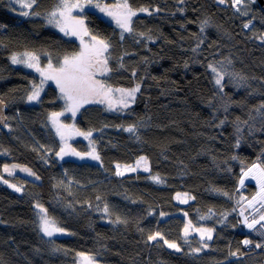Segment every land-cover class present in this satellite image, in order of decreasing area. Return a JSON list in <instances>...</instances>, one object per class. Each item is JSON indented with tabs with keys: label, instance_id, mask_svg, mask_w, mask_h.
<instances>
[{
	"label": "trees",
	"instance_id": "trees-1",
	"mask_svg": "<svg viewBox=\"0 0 264 264\" xmlns=\"http://www.w3.org/2000/svg\"><path fill=\"white\" fill-rule=\"evenodd\" d=\"M8 2L0 0V99L9 106L0 128V174L5 164L18 163L35 177L2 174L21 191L0 182V264H77L80 253L100 264L263 262L264 247H255L264 245L263 237L246 230L236 210L256 192L254 183L240 185L245 169L264 168V109L256 111L264 104V9L258 0L238 10L232 0H128L134 10L152 14L138 12L134 31L123 39L121 29L88 4L79 10L90 34L111 45V71L97 77L112 87L140 85L122 111L91 103L62 117L64 125L92 132L71 148L87 153L91 144L99 161L56 155L60 141L49 123L52 113L65 109L59 88L48 83L40 99L29 102L40 78L10 60L29 52L43 66L49 57L60 65L80 51L78 40L47 23L56 0H37L24 17ZM209 64L225 73L222 89ZM129 126L135 131H125ZM142 156L148 172L115 174L116 164L131 165ZM178 193L194 199L180 203ZM37 204L63 233L47 237L40 231ZM189 221L213 229V238H185ZM156 232L163 239L149 241Z\"/></svg>",
	"mask_w": 264,
	"mask_h": 264
},
{
	"label": "snow or ice",
	"instance_id": "snow-or-ice-1",
	"mask_svg": "<svg viewBox=\"0 0 264 264\" xmlns=\"http://www.w3.org/2000/svg\"><path fill=\"white\" fill-rule=\"evenodd\" d=\"M17 2H21V0H17ZM37 0H25L22 3V7L31 9L34 4H36ZM183 3V0H180ZM220 4H224L226 0H218ZM92 0H85L84 3H81L80 0H56L55 7L51 12L48 13L47 23L51 24L57 28L65 35L68 36H76L79 37L81 42V50L78 53H73L71 55H65L63 60L60 62V66L54 67L51 58L49 57V63L46 68H42L40 66V57L35 55L34 53L25 52L23 54L17 55L13 54L10 57L11 63L13 65H24L27 68L34 69L36 72L40 74V83L32 84V90L30 94L27 96V100L38 101L40 99V93L43 91L44 84L51 80L56 83V86L59 88L61 97L65 100L66 108L65 111L71 112L73 117L76 112L79 111L81 107L85 104L98 102L100 104H107L108 110L117 109V105H120V108L117 110L122 111L129 107V104L135 101L136 93L140 90V85L137 84L134 88L131 89H121V88H112L106 86L104 83L96 79L97 72L100 73H108L111 69L108 67V59L109 57L106 53L109 52L111 45L105 40L98 39L96 36H91V43H85L84 37L90 36V32L86 26L85 20L83 18H78L73 15L74 10L83 11L86 4H91ZM234 6L239 5L241 0H232ZM94 7L99 8L102 13H105L108 17H111L117 27L121 29V39L124 38V33H132L134 31L132 27L133 17L137 16L138 12L148 13L151 15L152 13L147 8H140L134 10L128 0H118V2L114 5H101L96 3ZM159 11V9H157ZM30 13L24 12L23 15L27 16ZM33 15H39V13H31ZM204 23H207L205 21ZM251 23V22H249ZM245 28L249 27V24L244 25ZM201 31H203V27H201ZM140 35H144L141 33ZM231 63V61H229ZM123 67V64L120 65ZM208 67L211 69L212 73L215 74V84L223 88L222 80L224 78L225 73L221 72L216 66L209 64ZM135 75V73H133ZM231 75V74H229ZM119 93L118 98H114V94ZM3 100H0V104H3ZM261 109H264V104H261L259 108L256 109L257 112H261ZM63 115V113H52L51 121L53 126L56 129L57 135L60 136L62 142H65L68 137L71 135H79L84 136L85 138H89L92 135V132L89 131L87 133L80 132L76 130L74 126L64 125L59 122V117ZM261 115L264 116V112H261ZM224 121H221L223 124ZM247 124V121H244ZM125 131L134 132L135 126H129ZM239 132V127L237 128ZM239 146V142L237 143ZM91 151L85 154L76 152L75 149H71L70 146L61 147L60 151L56 153L57 156L63 158L65 155H75L83 158L84 155L90 156L92 159L99 161L100 156L96 152L94 146L90 144ZM235 159V157H233ZM140 161H145L146 158L141 157L139 161H137L136 167L125 166L123 170H121V166L119 164L116 165L117 176H123L125 171H136V168L140 166ZM16 165H13L10 168L8 165L4 166V172L12 174V169L16 168ZM22 171L28 172L31 175L35 176V173L31 172V169L22 168ZM145 171H148V168L145 167ZM245 176H251L256 180V183L259 185L260 191L252 198L251 201L248 202L249 207H253L254 203L257 201L261 202V207H264V168L260 167L258 164H253L251 168L248 169L247 172L244 173ZM39 179V177H36ZM2 179V177H0ZM152 179L156 183H162L163 181L159 176H154ZM4 183H8L7 180L3 181ZM241 184L244 183V180L241 179ZM15 189V191L20 192L21 188L16 185H9ZM223 195L227 196L228 193L224 192ZM194 199V197H189ZM97 199H100L97 197ZM177 199H180L179 194L177 195ZM183 203H187V199L182 200ZM39 209L37 213L39 217V229L40 231L47 237H52L56 233H63L65 230L61 227L57 226V222L54 218L48 215L47 209L42 205L37 204L35 206ZM108 206L105 205L103 211L105 213L108 212ZM211 212V209H209ZM165 215L161 213V216ZM187 215V213H185ZM243 215V213H241ZM201 220L205 219V217H200ZM116 222H122L117 218ZM244 224L249 229H255L259 224L262 228H264V214L260 215L259 220L253 219L250 223L248 222V218L245 217ZM190 230L196 231L200 234L201 241H204L205 238L207 240H211L213 238L212 233L213 229L211 228H193L192 222L189 221L184 227V237L187 238ZM158 238L163 239L162 234L160 232H156L153 235L148 236L149 241H155ZM164 244L167 245L170 249H175L176 251H180L179 245L175 242H169L168 240L163 241ZM244 244H251L252 242L249 240H244ZM204 248H207L208 245L205 243L203 245ZM256 248L264 247L262 244H256ZM193 252H200V248H196L192 250ZM83 256V254H79ZM231 255L235 256L236 253H231ZM84 264H93V260L91 257H84Z\"/></svg>",
	"mask_w": 264,
	"mask_h": 264
},
{
	"label": "rangeland",
	"instance_id": "rangeland-1",
	"mask_svg": "<svg viewBox=\"0 0 264 264\" xmlns=\"http://www.w3.org/2000/svg\"><path fill=\"white\" fill-rule=\"evenodd\" d=\"M8 1H9V2H8L9 4H11L12 6L16 7V9H18V12L12 10V12H13L15 15H18V16H20V17H24L25 15H23V13H24V12H29V11H28V10H29L28 8H24V7H22V3L25 2V0H21V2H17V0H8ZM256 1H257V0H241V3H240L239 5H236L235 8H236L237 10H238V9H245V8H248V7L252 6V5H254ZM80 2H81V3H84L85 0H80ZM117 2H118V0H92V3H91V4H88L87 8H88V7H89V8L91 7L90 9L95 10V11H97V12H100V13L102 14V16H103L105 19H107L108 21H110L111 23H114V24L116 25L115 21H114L111 17H108L105 13H102V12L99 10V8L94 7V5H95L96 3H99V4H101L102 6H103V5H114V4H116ZM86 5H87V4H86ZM78 13H79V10H78V9L73 11V15H74V16H76V17H78V18H81V17L78 15ZM248 24H249V23H248ZM249 26H250V24H249ZM67 36H68V35H67ZM91 36H92V35H90V36H85V37H84V41H85V43H91ZM69 37L74 38L75 40H78V41H79V44H80V50H81V42H80L79 37H76V36H69ZM20 54H23V53H20ZM20 54H17V55H20ZM23 66H24V65H23ZM40 66H41L42 68H46V66H43L41 63H40ZM53 66L58 68L60 65H59V64H58V65L53 64ZM24 67H25V66H24ZM25 68H27V67H25ZM28 69H30V68H28ZM30 70L33 71V72H35V74L41 79L40 74H39L38 72H36L34 69H30ZM219 70H220V69H219ZM211 72H212V71H211ZM98 73H99V72H97V74H98ZM97 74H96V79L102 82V80H100V79L97 77ZM212 76H213V80H214V82H215V74L212 73ZM223 79H224V78H223ZM51 82L55 83L54 81H51V80L47 81V82L44 84V86H43V91H44L46 85H47L48 83H51ZM102 83H104V82H102ZM38 84H39V83H38ZM55 84H56V83H55ZM104 84H105L106 86L112 87V86H110V85H108V84H106V83H104ZM222 84H223V80H222ZM134 87H135V86H134ZM134 87H130V88H127V87H126V88H123V87H112V88L131 89V88H134ZM217 87L220 88V86H218V85H217ZM43 91H42V92H43ZM42 92H41V93H42ZM41 93H40V94H41ZM59 93H60V91H59ZM136 94H137V93H136ZM118 97H119V93H115V94H114V98H118ZM60 98L62 99V101H63L64 104H65V100L61 97V94H60ZM31 102H32V101H31ZM89 104H91V103H89ZM93 104H100V103L95 102V103H93ZM130 104H131V103H130ZM85 105H87V104H85ZM101 105H104V106L107 107V104H101ZM65 108H66V104H65ZM107 108H108V107H107ZM117 108H120V105H117ZM62 113L65 114V115H67V114H72L71 112L65 111V109L62 111ZM62 117H63V115H61V116L59 117V122H60L61 124H63V123H62ZM67 125H70V124H67ZM70 126H74V125H70ZM49 127H50V129H51L52 132H55L57 138H59V141H60V145H61V147H67V146H70V148H71V147H72V141H74V140H76V139H88V138H85L84 136L71 135L70 137L67 138V140H66V144H65V142H62V141H61L60 136L57 135V133H56V129H55V127L53 126L51 120H50V123H49ZM76 130H77V129H76ZM71 149H72V148H71ZM90 151H91V147H90V150H89L88 152H90ZM76 152H78V151H76ZM88 152H87V153H88ZM79 153H81V152H79ZM85 153H86V152H85ZM85 153H82V154H85ZM64 157L74 158V159H86V158L92 159L90 156H87V155H84L83 158H81L80 156H75V155H71V154H69V155H65V156H63V158H64ZM142 157H144V156H142ZM63 158H61V159H63ZM140 158H141V157H140ZM140 158L136 159V161H135L133 164H131V165L119 164V165L121 166V170H123V169L125 168V166L136 167V165H137V161H139ZM145 158H146V157H145ZM5 165H8L10 168H12L13 165H16V166H17L16 168L12 169V174H22V175L27 176V177H33V178L35 177V176L31 175L30 173L21 170L22 168H28V169H30L29 167H27V166H25V165H21V164H18V163H9V164H5ZM5 165H4V166H5ZM116 165H117V164H116ZM4 166H3V169H2V173L0 174V177H2V179H0V182H2L3 184H5L7 187H9V185H15V184H12V183H10V182H8L7 184L3 182V181L5 180L3 175H10L9 173L4 172ZM145 167L148 168V171L150 170V168H149V162H148L147 158H146V163H145V161H140V166H139L138 168H136V171H125V172H124V175H125V174H128V173H135V172H138V171H145V170H144ZM251 167H252V166H251ZM251 167H249V168H251ZM249 168L245 169L244 173L247 172ZM148 171H145V172H148ZM31 172H32V170H31ZM244 173H243L242 178H241V179L244 180V183H243V184L240 183V185L243 186L244 184H246V183H248V182L254 183L255 186H256V192H255L254 195H252L251 197H247V198H245L244 200H241V201L238 203V205H237V209H236V210L238 211V214H239V216H240L242 226H243L246 230H253V229H249V228L246 227V225L244 224V219H245V217H247L249 223H250L253 219L259 220L260 215L264 214V207H261V202H260V201L255 202L254 205H253V207H249V206H248V202L252 200V198H253V197H254V196L260 191V189H259V185L256 183V180L253 179L251 176H245ZM2 174H3V175H2ZM9 188L15 190V189L12 188V187H9ZM178 194H179V196H180V199H177V195H178ZM178 194L176 195V200L179 201L180 203H183L182 200H184V199H187V202H188L189 200H191V198H189V197H191V196L188 195L187 193H178ZM241 213H243V215H241ZM259 226H260V225L258 224V225L256 226L255 230L258 232V234L260 235V237H263V240H264V228H262L261 226L259 227ZM193 228H195V227H193ZM198 228H206V227H198ZM56 234H57V233H56ZM212 234H213V233H212ZM192 235H198V236L200 237V234H199L198 232L190 230L188 237H189V236H192ZM200 239H201V238H200ZM205 239H206V238H205ZM258 244H262V243H258ZM80 254H81V253H80ZM82 254H83V256H81V255H78V256H77V264H84V257H91V258H92V256H91L90 254H88V253H82ZM92 260H93V264H100V263H98V261L94 260V258H92ZM259 264H264V261L261 262V263H259Z\"/></svg>",
	"mask_w": 264,
	"mask_h": 264
},
{
	"label": "water",
	"instance_id": "water-1",
	"mask_svg": "<svg viewBox=\"0 0 264 264\" xmlns=\"http://www.w3.org/2000/svg\"><path fill=\"white\" fill-rule=\"evenodd\" d=\"M258 2L260 6L264 9V0H258ZM8 112H9V106L5 102L3 104H0V128L5 127L8 119V115H7Z\"/></svg>",
	"mask_w": 264,
	"mask_h": 264
},
{
	"label": "clouds",
	"instance_id": "clouds-1",
	"mask_svg": "<svg viewBox=\"0 0 264 264\" xmlns=\"http://www.w3.org/2000/svg\"><path fill=\"white\" fill-rule=\"evenodd\" d=\"M65 114H63V116H64ZM61 146V145H60Z\"/></svg>",
	"mask_w": 264,
	"mask_h": 264
}]
</instances>
